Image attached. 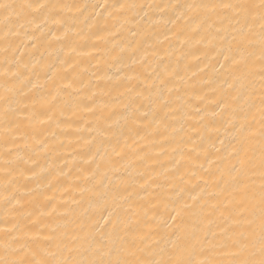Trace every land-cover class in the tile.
I'll list each match as a JSON object with an SVG mask.
<instances>
[{
	"label": "bare ground",
	"instance_id": "bare-ground-1",
	"mask_svg": "<svg viewBox=\"0 0 264 264\" xmlns=\"http://www.w3.org/2000/svg\"><path fill=\"white\" fill-rule=\"evenodd\" d=\"M39 2L67 7L46 22L17 9L7 27L0 15V241L71 236L82 221L101 234L96 202L115 195L162 247L182 224L208 234L197 260L230 259L217 245L234 226V183L221 172L244 117L259 129L258 48L256 75L234 83L229 25L181 16L201 0ZM249 176L258 188L259 170Z\"/></svg>",
	"mask_w": 264,
	"mask_h": 264
},
{
	"label": "snow or ice",
	"instance_id": "snow-or-ice-1",
	"mask_svg": "<svg viewBox=\"0 0 264 264\" xmlns=\"http://www.w3.org/2000/svg\"><path fill=\"white\" fill-rule=\"evenodd\" d=\"M62 7L67 5L45 4L39 0L14 4L0 0V15L3 16L5 27L10 17L16 15L17 9L25 10L33 17L41 16L46 22V14ZM182 7L184 11L181 16L188 15L189 19L198 21L197 26L200 28L211 27L217 22L229 25L231 44L229 55L224 58L231 60L240 73L234 83L256 75L254 57L255 50H259L261 88L259 106L253 105L259 113V129L252 128L256 121L254 114L251 122H247V116L244 117L246 123L239 125L241 135L236 141L238 147L234 145L229 153L235 163L221 172V177H231L234 183L230 201L233 209L226 210L230 216L234 210L235 217L234 226L223 229L224 236L219 239L217 247L226 250L231 258L209 264H264V0H201L199 3H186ZM53 22H58L55 17ZM223 30L222 27L217 28L216 34ZM4 43L8 44L7 36ZM3 51L7 54L12 48L5 46ZM229 87H233V84H229ZM222 103L228 107L227 100ZM237 115L234 112L233 119ZM4 116H8L7 109ZM257 137L258 148L255 143ZM257 169L260 178L258 188L249 176V173L255 175ZM95 208L101 217L107 214L105 224L109 227L103 233L98 234L94 230L92 221H82L77 224L78 231H74L71 236L65 231L62 236L53 232L41 237L37 232L33 239L22 243L15 235L6 234L11 238L0 241V264H204L195 257L203 245L209 243L207 233L202 238L196 230L177 224L173 232L175 240L168 241L162 247L163 238L155 240L153 233L144 232L141 219L137 218L133 223L128 211L121 209L115 195L110 199L102 197L96 202ZM132 215L138 216L137 213ZM211 235L215 239V233ZM44 242H47V248L41 247Z\"/></svg>",
	"mask_w": 264,
	"mask_h": 264
}]
</instances>
